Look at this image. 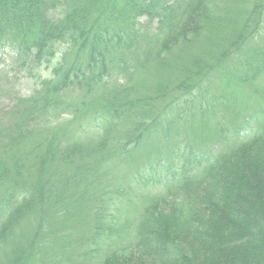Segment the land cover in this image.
<instances>
[{
    "label": "trees",
    "instance_id": "16d2710c",
    "mask_svg": "<svg viewBox=\"0 0 264 264\" xmlns=\"http://www.w3.org/2000/svg\"><path fill=\"white\" fill-rule=\"evenodd\" d=\"M263 41L264 0H0V50L38 83L0 108V264H106L124 228L165 264H264V124L216 154L189 138L225 119L216 81L264 99ZM161 167L180 203L122 218Z\"/></svg>",
    "mask_w": 264,
    "mask_h": 264
},
{
    "label": "rangeland",
    "instance_id": "374dc122",
    "mask_svg": "<svg viewBox=\"0 0 264 264\" xmlns=\"http://www.w3.org/2000/svg\"><path fill=\"white\" fill-rule=\"evenodd\" d=\"M15 53L16 50L11 48L0 50V108L9 107L14 102L13 97L15 94L28 96L32 94L36 87H38V83L35 82L29 74L31 68L29 67L28 69V67L22 65L20 60L17 59ZM46 66L47 64H43L40 68H36V70H39L45 75L48 72ZM215 86L216 91L223 94L228 99L227 103L229 106L223 114L226 120H222L219 116L216 123L211 124L212 126L206 128H202L203 126L196 127V132L199 133L198 136L191 134L189 137L190 143L194 145V148L212 154H216L219 150H227L230 145L236 142L239 143L247 140L252 136L253 132L260 124H264V99L255 95L252 92L253 89L251 90L248 86L243 87L242 85H237L232 81L226 80L216 81ZM226 125L232 131L241 127L239 136H235L234 134H230L227 137L222 136V132L219 130L221 127H226ZM77 126L78 125L74 126L73 129L77 130ZM76 136L78 138L88 137V135L80 131L79 133H76ZM155 151L157 150H153L152 160H156L160 157L158 153L159 151ZM172 154L175 158H169L167 161L169 163L165 162L163 166L170 167L169 165L171 164L170 172H174L176 175L175 177H178L182 173L180 167L182 165V163H180L181 159L177 157L178 155L176 152H173ZM146 160L147 159L144 161ZM127 168L128 170H133L132 166H127ZM201 168L203 169V167L196 165L193 172L199 174L202 170ZM161 169L162 172L160 175L151 173V175L148 176L150 179L148 183L144 182L143 184L137 185V188H139L142 193L138 196H133L135 203L128 204L125 202V204L123 203L121 205L122 208L120 212L122 211V218H128L129 220L132 219L134 215L135 217H138L140 214L142 215L144 213L148 201L145 197L144 199H141V195L149 194L151 196H159L158 202L152 205L150 211L153 208L156 212L170 211L173 205L180 203L179 201L183 199L182 196H179V193L175 192L173 189V192H171V190L169 191L166 188L165 181H163L162 177L168 170L162 167ZM129 173L132 174L131 171H127L126 175H129ZM125 178L122 175L119 177V181L124 179L122 182L123 185L127 183V179ZM116 181L118 180L116 179ZM174 185L176 184L174 183ZM2 193L3 187H0V197ZM125 215L128 217H124ZM120 233L121 234L112 239L106 240V245L104 243V246L109 247L110 249L120 250L118 251L119 255L106 264H143L144 261L147 262V264H165L161 259L159 260L151 255L145 250V248L135 246L133 235H131V232L128 233L126 228ZM174 243V245L177 244L176 247H178V249L183 248L185 252L187 250L189 253L195 248L190 240H185L180 237L174 238ZM30 262L28 264H33V261ZM88 262L92 263L93 260H84V264Z\"/></svg>",
    "mask_w": 264,
    "mask_h": 264
}]
</instances>
